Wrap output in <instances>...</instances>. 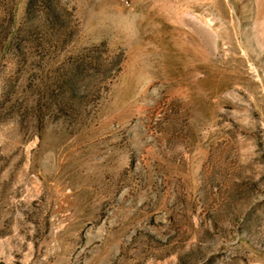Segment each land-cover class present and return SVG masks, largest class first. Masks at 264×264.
<instances>
[{
  "label": "rangeland",
  "instance_id": "1",
  "mask_svg": "<svg viewBox=\"0 0 264 264\" xmlns=\"http://www.w3.org/2000/svg\"><path fill=\"white\" fill-rule=\"evenodd\" d=\"M0 264H264V0H0Z\"/></svg>",
  "mask_w": 264,
  "mask_h": 264
}]
</instances>
